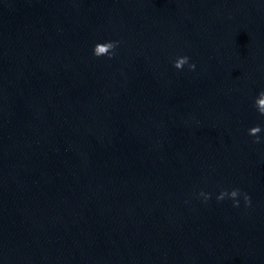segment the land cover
Returning <instances> with one entry per match:
<instances>
[{"label": "clouds", "instance_id": "9594fccd", "mask_svg": "<svg viewBox=\"0 0 264 264\" xmlns=\"http://www.w3.org/2000/svg\"><path fill=\"white\" fill-rule=\"evenodd\" d=\"M120 41H106L99 42L94 45L93 55L97 58L108 57L111 59L115 55V49L119 46ZM187 65L188 69L195 70V64L190 63V58L188 56H178L173 61V67L177 70H183L184 66ZM254 108L261 117H264V90L260 91L254 99ZM262 131L260 125L250 127L248 129V135L254 137L253 143L259 144L262 141L259 135ZM199 196L203 197V201L206 203L211 199L212 194L201 191ZM242 196L245 207L251 206V197L248 193L242 192L239 188H232L230 191L228 189H221L219 194L216 196L217 202L224 201L225 199H230L232 201L233 207H239L240 201L237 199Z\"/></svg>", "mask_w": 264, "mask_h": 264}]
</instances>
